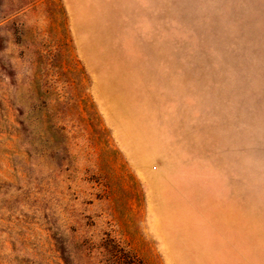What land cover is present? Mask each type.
Masks as SVG:
<instances>
[{
  "label": "rangeland",
  "instance_id": "obj_1",
  "mask_svg": "<svg viewBox=\"0 0 264 264\" xmlns=\"http://www.w3.org/2000/svg\"><path fill=\"white\" fill-rule=\"evenodd\" d=\"M101 9L0 0V264H264V0Z\"/></svg>",
  "mask_w": 264,
  "mask_h": 264
},
{
  "label": "crops",
  "instance_id": "obj_2",
  "mask_svg": "<svg viewBox=\"0 0 264 264\" xmlns=\"http://www.w3.org/2000/svg\"><path fill=\"white\" fill-rule=\"evenodd\" d=\"M64 8L70 22V33L73 42L78 51L87 58L86 64L105 65V64H122L133 63L125 62L122 58H110L102 55L90 56L92 53L88 50L93 49H117L121 46L126 47L123 42L129 38L127 32L117 31L115 29L117 19L115 16L102 13V0H62ZM111 6V0H105ZM115 1V0H113ZM114 7V2H112ZM110 12V11H109ZM108 12V13H109ZM141 38L145 42L144 35L147 32H141ZM150 42V40H148ZM136 63H155V61L145 60L144 57ZM219 246V244H218ZM223 246V245H221ZM222 262V261H221ZM217 261V264H223Z\"/></svg>",
  "mask_w": 264,
  "mask_h": 264
},
{
  "label": "trees",
  "instance_id": "obj_3",
  "mask_svg": "<svg viewBox=\"0 0 264 264\" xmlns=\"http://www.w3.org/2000/svg\"><path fill=\"white\" fill-rule=\"evenodd\" d=\"M117 259H118V258H117ZM63 260H64L65 264L68 263V260H67L66 258H63ZM132 264H133V263H132Z\"/></svg>",
  "mask_w": 264,
  "mask_h": 264
}]
</instances>
